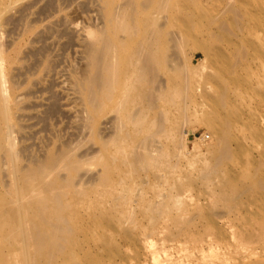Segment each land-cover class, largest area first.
Returning a JSON list of instances; mask_svg holds the SVG:
<instances>
[{"label":"bare ground","instance_id":"obj_1","mask_svg":"<svg viewBox=\"0 0 264 264\" xmlns=\"http://www.w3.org/2000/svg\"><path fill=\"white\" fill-rule=\"evenodd\" d=\"M101 1L98 12L105 21L104 30L101 35L88 32V68L75 78L74 84L88 117L83 128L88 129L90 140H97V153L77 157L69 146H61L49 147L39 157L24 148L28 163L26 167L20 166L19 152L11 136L16 84H6L3 68L5 63L19 62L21 51L19 48L17 56H7L0 39V264H129L124 246H132L135 255H139L142 243H153L146 239L159 232L162 239L181 245L202 243L210 235L207 247L213 252L223 249L228 242L221 227L209 226L213 215L234 216L229 220L231 233L238 238L236 246L247 251L230 264L264 263L262 254L251 258L257 254L256 249L264 247L262 215H252V197H258L264 188V177L255 172L248 174L246 169H234L237 155L231 146V123L218 111L228 104L232 82L219 70L213 76H200L197 71L202 81L214 87L210 95L217 108L209 127L218 125L223 131L213 132L216 142L208 148L209 156L205 161L197 160L201 163L186 183L175 175L183 145L179 122L165 124L172 119V112L184 121L194 100L191 90L197 76L194 66L179 58L183 44L191 40L192 47L206 55L205 35L221 40L239 37L245 31L249 13L238 0H214L215 8L201 0ZM11 2L14 0H0V18ZM40 9L42 16L50 17L61 6L49 0ZM59 20L58 25L67 22ZM204 20L209 22L206 27L201 24ZM53 23L47 25L46 33L55 30ZM33 27L26 22L17 42ZM36 35L28 41L41 44L24 52L31 60L24 67L27 76L53 65L45 35ZM238 42L237 48L250 43L247 39ZM240 58L236 56L233 65ZM202 63L203 60L198 65ZM231 80L234 82L237 77ZM201 93L209 96L206 89ZM109 108L115 115L105 122H112L113 137H105L109 133L98 126L97 119ZM57 110L56 102H51L44 109L45 119ZM161 136L171 137L170 148L165 147ZM74 144L77 147V142ZM85 163L100 168L84 178L80 167ZM192 183L206 191L210 210L202 213L203 206L196 204L193 215L186 216L190 209L180 191ZM148 184L156 189L155 197L146 196ZM243 203L245 212L250 214L245 219L241 216ZM198 215L207 222L201 230L195 220ZM161 249L164 257L153 258L154 264H185L191 256H174L163 246Z\"/></svg>","mask_w":264,"mask_h":264},{"label":"rangeland","instance_id":"obj_2","mask_svg":"<svg viewBox=\"0 0 264 264\" xmlns=\"http://www.w3.org/2000/svg\"><path fill=\"white\" fill-rule=\"evenodd\" d=\"M47 1L49 0H14V2L9 3L0 18L1 34L5 33L2 36L0 34V37H2L0 39L5 46L6 55L17 56L16 50L20 48L21 51L19 52L20 61L11 64L5 63L3 71L6 74V80L8 79L6 84L11 81H15L16 84L13 91L17 95V105L13 109L15 124L11 136L15 149L19 152L20 166L22 167H26L28 163V158L23 152L24 148H28L30 153L39 157H42L49 147L69 146L77 157H79V154L85 156L86 153H97L99 150L97 140H90L88 129L83 128V124L86 125L88 122V117H86L84 111L83 98L77 90V86H75V78L83 74L82 72H85L88 68L89 60L85 50V44L90 40L88 32L93 31L101 35L102 30H104L105 21L98 12L103 5V1L52 0L55 5H60L61 9L56 10L50 17H44L38 9H42ZM201 1L208 2L206 5L209 8H215L216 2L214 0ZM238 3L250 15V19H248L249 15L245 19L246 28L243 34L227 40L226 38L221 40L215 39L216 36L209 37L205 35L203 38L207 44L205 47L206 55L201 50L193 48L191 40H187L179 53L180 60L194 66L196 72L197 80H194L195 86L191 90V97L194 100L191 101L188 107L189 110L184 121L181 117H177L176 112H172L171 121L168 120L165 124L172 122V120L179 122L178 131L183 145L179 149L181 155L176 161L175 175L185 183L187 179L194 177L195 166L201 163L202 159L205 161L209 156L208 148L216 142L214 133L223 131L218 125L213 129L209 127V124L215 120L213 116L217 108L216 102L212 101L213 98L210 95V93H214V87L212 83L202 81L197 75V71L200 76H213L219 70L225 78L232 82L230 83L231 94L228 104L224 108L219 107L218 111L220 114L227 116L231 123V146L237 155L233 167L235 170L246 169L248 174L255 172L264 177V0H238ZM23 7L25 9H22ZM59 19L67 21L63 22L67 24L66 27L63 23L58 25ZM26 22L31 23L34 27L18 43L20 33ZM51 23H53L55 30L52 34H48L45 29ZM201 24L202 27H206L209 22L204 20ZM12 29H14V32ZM65 30L68 31L66 33L71 30V35L70 33L66 34ZM39 33H43L46 37L44 43L48 45V58L51 59V65H53L39 70L36 74L27 76L24 67L31 60L25 56L24 52L41 44V41H28V39L35 38L36 34ZM68 37L71 40L68 41L70 39ZM221 37L219 36V38ZM241 39H247L250 43L237 48L235 42L239 43L238 40ZM237 50L240 52L239 56ZM236 56L238 58L242 57L238 60L237 65H233ZM201 60H203V63L198 65ZM38 76L41 78L38 79ZM234 77H237V80L233 82L231 78ZM205 89L208 90V97L203 96L201 93ZM53 101L56 102L58 110L45 119L44 109ZM114 115V110L109 108L97 118L98 126L109 133L105 137H113L114 135L110 134L113 133L112 122H105ZM41 116L42 118H40ZM181 133H183V136ZM159 139L165 143L166 148L168 146L170 148L172 145L169 136H161ZM76 142L77 147L74 144ZM199 159L201 161L197 162ZM173 161L175 160L173 159ZM99 168L97 165H87L85 163L80 167V175L86 178L88 175L95 174ZM145 190L147 197H155L156 189L153 186L148 184L145 186ZM180 197H183L190 209L186 216L193 215L194 211L192 210H194L196 204L203 206L202 213L210 210L207 208L206 191L197 183L189 184L181 190ZM252 200L255 202L252 207V215H262L261 219L264 221V188L259 191L258 197L254 196ZM245 208L246 205L243 203L241 216L244 219L250 215L245 212ZM232 217L234 216L213 215L211 221H208L209 226L221 227L223 232L225 231L228 242L223 249H216L212 252L207 247L210 235L202 243L187 242L181 245V243L175 241L162 239V232H159L146 239L153 243H148L149 245L146 241L142 243L139 255H135V249L132 246H124L125 257L128 259L129 264H154L153 258L161 260L164 257V252L161 249L163 246L172 252L174 256L191 254L185 264H221L220 262L230 264L241 253L247 254L245 248L242 249L236 246L238 238L232 235V227H230L229 221ZM195 220L199 223L198 228L200 230L207 225L206 220L201 218L200 215ZM185 247H188V250L184 249ZM235 249L238 251L235 252ZM256 251L257 254H252V259L257 258L258 253L262 254L261 257H264V247L256 249ZM219 259L224 261H219Z\"/></svg>","mask_w":264,"mask_h":264}]
</instances>
